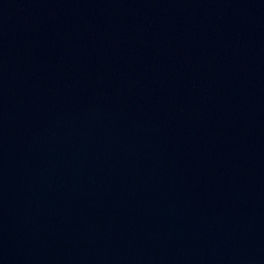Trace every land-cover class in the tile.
I'll return each instance as SVG.
<instances>
[{"label": "water", "instance_id": "1", "mask_svg": "<svg viewBox=\"0 0 264 264\" xmlns=\"http://www.w3.org/2000/svg\"><path fill=\"white\" fill-rule=\"evenodd\" d=\"M0 264H264V0H0Z\"/></svg>", "mask_w": 264, "mask_h": 264}]
</instances>
